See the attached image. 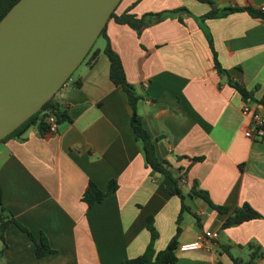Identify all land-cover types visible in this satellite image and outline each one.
I'll return each mask as SVG.
<instances>
[{
    "label": "crops",
    "instance_id": "0c3cea01",
    "mask_svg": "<svg viewBox=\"0 0 264 264\" xmlns=\"http://www.w3.org/2000/svg\"><path fill=\"white\" fill-rule=\"evenodd\" d=\"M211 2L122 0L116 16L165 18L139 31L114 18L106 27L127 81L140 96L138 113L158 158L175 177L186 175L187 184L180 187L189 211L180 223L182 201L171 193L174 183L144 161L131 126L132 109L110 78L104 38L96 61L83 63L57 99L71 121L54 135L42 134L36 125L24 140L0 143L4 207L36 241L44 235L57 251L36 258L35 241L10 224L0 264H122L145 252L149 217L158 233L157 252L179 227V246L208 231L218 233L210 251H178L176 264H234L232 256L246 260L247 253L249 259L251 242L264 250V218L222 229L229 214L196 194L205 192L213 204L231 211L248 204L264 217V138L245 136L246 101L215 68L216 55L233 80L264 99V18L248 12L202 18L213 7L260 11L264 0ZM111 181L118 185L113 196L92 207L83 202L90 182L105 192ZM256 264H264V256Z\"/></svg>",
    "mask_w": 264,
    "mask_h": 264
},
{
    "label": "water",
    "instance_id": "95a60500",
    "mask_svg": "<svg viewBox=\"0 0 264 264\" xmlns=\"http://www.w3.org/2000/svg\"><path fill=\"white\" fill-rule=\"evenodd\" d=\"M121 2L19 0L11 8L0 21V142L60 97Z\"/></svg>",
    "mask_w": 264,
    "mask_h": 264
},
{
    "label": "trees",
    "instance_id": "16d2710c",
    "mask_svg": "<svg viewBox=\"0 0 264 264\" xmlns=\"http://www.w3.org/2000/svg\"><path fill=\"white\" fill-rule=\"evenodd\" d=\"M18 1L19 0H0V21L5 17V15L11 10V8ZM201 1L207 2L210 5L212 4L211 0H201ZM183 10L184 9H180L178 11H175L174 13H178ZM115 12L112 14L111 19L114 18L118 23L121 24H128L130 27L138 31L142 30L145 27L158 23L160 22V20H163L165 18V15L163 14L147 15L139 19L130 14H123L119 17L116 16ZM234 12H248L252 16L264 18V14L261 10L260 11L255 10L251 7H245V8L236 7V8H228L224 10H218L213 7L212 10L202 18L204 20L218 18L220 15L225 16L227 14ZM101 36L106 38V28L102 31ZM103 52L107 55L110 61L111 81L116 86L121 87L132 109L131 126L136 137V142L140 148L141 154L144 158L147 167L150 168L153 171V173H161L162 176L168 177L174 183V187L171 189V193L179 197L182 201L181 213L178 218V224H179L182 218V214L186 211H189L188 207L184 203L185 196L180 187L181 178L180 176L175 177L168 169L169 164L166 161H161L158 158L154 140L151 138L149 133L144 128L142 117L138 113L137 105L138 102L140 101V96L137 95L134 87L130 83H128L122 61L118 56V54L112 49L109 40L107 38H106V46ZM99 54L100 51L98 49L94 50V48H92L83 63L93 64L96 61ZM215 68L220 76L228 78L229 84L242 95V97L247 103L254 105V108L256 109H260L259 106L261 105L263 107L262 110H264V99L262 100L256 99L252 93L248 92L241 85V83L233 80L229 76L228 71L221 66L216 55H215ZM75 85L80 86V83L77 82ZM51 115L56 117L59 124L71 121V118L69 117L67 111L63 110L60 107L57 98L55 96L52 100H50L47 104H45V106L40 112L32 116L28 121H26L23 125H21L16 131H14L10 136H8L3 141L14 138H20L24 140V138H22L24 134L29 130L30 127L36 125L42 134H47L49 128L46 119ZM195 160L199 161L201 160V158H196ZM117 190H118V185L116 181H111L108 190L105 192L100 190L94 183L90 182L84 192L83 202L86 203L88 207H92L93 205L100 203L106 200L107 198L113 196ZM196 194L197 196L206 200L211 205V207L214 208L219 213L229 214L228 218L225 220V222L222 225V229L238 226L244 222L251 221L254 219L264 218L248 204H244L243 206L237 207L231 211L229 207L213 204L210 201L209 195L205 192H200ZM10 217L11 216L9 215L8 210L4 207L3 199H2V189L0 187V241L4 244L3 249L0 252V255L3 254L6 248L5 232L10 224H16L22 231L26 232L32 240L35 241L36 258H44L57 253L56 250L50 247L49 241L46 236L42 235L40 237V240L36 241L33 234L25 226L17 223L12 217L11 218ZM148 230L150 231L151 234V240L145 252L137 258L128 259L124 261L122 264H176L178 260L177 254L179 251L178 237L182 231L181 228L180 227L178 228L177 235L169 242L167 247L159 252H157L154 248L155 242L158 238V233L154 228L152 217L148 218ZM247 247L251 251L249 259L243 260L242 258H236L232 256V260L234 264H256L257 261L264 256V250H262L259 244L251 242L247 245Z\"/></svg>",
    "mask_w": 264,
    "mask_h": 264
},
{
    "label": "built area",
    "instance_id": "2783aa9c",
    "mask_svg": "<svg viewBox=\"0 0 264 264\" xmlns=\"http://www.w3.org/2000/svg\"><path fill=\"white\" fill-rule=\"evenodd\" d=\"M261 11L264 13V7ZM66 85V84H65ZM242 114L250 119V127L245 132V136L252 140H261L264 138V110L256 109L251 106L249 103H245L242 108ZM48 125V134L54 135L59 132L60 124L58 123L55 116H49L46 119ZM180 186H185L187 184V178L184 172L180 174ZM218 233L208 231L203 237L198 240H195L191 243H186L179 246L180 252H189L197 250H211L210 240H215L218 238Z\"/></svg>",
    "mask_w": 264,
    "mask_h": 264
},
{
    "label": "rangeland",
    "instance_id": "374dc122",
    "mask_svg": "<svg viewBox=\"0 0 264 264\" xmlns=\"http://www.w3.org/2000/svg\"><path fill=\"white\" fill-rule=\"evenodd\" d=\"M104 45H105V40H104V37L103 36H100L99 38H98V40L96 41V43H95V45H94V50H97L98 48H103L104 47ZM186 217H187V215H185ZM1 243V242H0ZM244 258L246 259V260H248V255H247V253H246V255H244Z\"/></svg>",
    "mask_w": 264,
    "mask_h": 264
}]
</instances>
